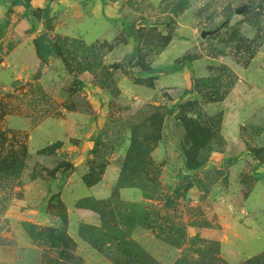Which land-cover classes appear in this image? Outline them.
I'll list each match as a JSON object with an SVG mask.
<instances>
[{"label":"rangeland","instance_id":"374dc122","mask_svg":"<svg viewBox=\"0 0 264 264\" xmlns=\"http://www.w3.org/2000/svg\"><path fill=\"white\" fill-rule=\"evenodd\" d=\"M44 32L55 54L40 62ZM172 64L183 69L151 72ZM30 134L44 147L30 150ZM0 163V264H30L24 234L43 264H82L36 211L60 216L57 192L104 175L142 189L148 231L176 261L229 264L203 232L264 221L248 204L264 199V0H0ZM82 205L102 216L103 256L127 260L109 240L126 231L116 195Z\"/></svg>","mask_w":264,"mask_h":264},{"label":"crops","instance_id":"0c3cea01","mask_svg":"<svg viewBox=\"0 0 264 264\" xmlns=\"http://www.w3.org/2000/svg\"><path fill=\"white\" fill-rule=\"evenodd\" d=\"M181 73L183 74V72ZM176 81H178V77ZM22 124L21 120L15 117L10 119V125L13 128L24 129ZM32 134H30L29 138L30 150L36 151V149L43 148L44 136H34ZM57 193H59V202L64 208V217H53L44 214L42 208L38 207L36 212L41 224L56 229L65 227L66 234L74 242L75 253L81 258L82 264H110L106 257L86 242L79 233V227L82 224L100 227L102 224L100 215L91 209L79 208L77 204L86 198L106 200L114 194L122 201L144 203L145 199L142 192L132 187L117 188L116 182L112 178H109V176L104 175L101 181L91 186H87L81 182L74 186L64 187L62 191ZM254 199V195L252 194L248 203L250 204L249 209L261 220V218H264V199L258 201L257 204L254 203L256 200ZM255 216L252 219L251 217L244 218V222L247 223L249 220H254ZM261 222L262 226L256 224L255 221L249 224H239L235 222L231 223L230 220H224L222 222V230L215 232L209 230L203 233L209 239L219 243L220 254L226 262L229 264H243L264 252V221ZM248 225H251V227L249 228ZM131 237L154 258H162L167 264H174L176 262L178 249L157 239L148 229L136 227L132 231ZM23 242L25 245H22L23 250L21 249V252L29 263L43 264L42 256H39L42 253V248L36 242H33L27 234H24Z\"/></svg>","mask_w":264,"mask_h":264},{"label":"trees","instance_id":"16d2710c","mask_svg":"<svg viewBox=\"0 0 264 264\" xmlns=\"http://www.w3.org/2000/svg\"><path fill=\"white\" fill-rule=\"evenodd\" d=\"M24 9L27 10L29 8L28 4H24L23 5ZM44 13V21H45V26L47 27L51 21V18L49 17V6H46V8L43 11ZM34 46H35V52H36V56L37 58L40 60V62H45L47 61L52 55L55 54V49L54 47L49 43L48 38H47V33L44 32L41 35L37 36L34 39ZM183 69V65H169L166 67H160V68H155L153 69L151 72L154 73H171V72H178L181 71ZM205 159H202L201 161H199L198 163L196 162L195 164H193L190 167V170L196 169L199 166H201L204 163ZM1 163H0V173L3 171L1 168ZM97 183V182H95ZM95 183H85L87 186H91ZM136 188L137 186H133V188ZM117 188H124V187H117ZM141 189V188H139ZM142 191V189H141ZM143 193V191H142ZM180 190L179 188L174 190V198L177 199L179 196ZM114 194L111 198L106 199V200H95L93 198H86L84 200H81L78 202L77 207L79 208H86V209H91L88 207L83 206L82 204L86 203V202H90V201H95L97 203H103V204H108L109 206H112V203L114 202V198H115ZM143 197L144 193H143ZM116 198L118 200V202H120L121 207V213H123V217H124V224L122 225L124 228H126V231L120 236L122 237L121 240L119 241V239L117 238H110L109 240H112V242L117 241V245H122L123 247H127L129 248V251L125 252V255L127 257V260H125L123 263L121 262H117V261H113V264H158L152 257L151 255L146 252L140 245H138L135 241H133L131 239V233L132 231L136 228V227H142L145 229L150 230L152 223H148V221L146 220V210L144 208V204L142 203H125L123 201L120 200V198L116 195ZM146 198V197H145ZM170 204H172L171 201H168L166 204V207L170 206ZM62 205V204H60ZM93 211H95L96 213H98L101 217L102 220V224L100 227H93V226H87V225H83L82 226V230L80 231V235L82 236V238L88 242L92 247H94L96 250H98L99 252L102 249V240L101 239H96V237L98 236H103V230H105V226L103 225V219L102 216L100 214V212H98L97 210L91 209ZM61 218L64 217V211L63 214L60 215ZM88 230V232L85 231ZM84 230V232H83ZM89 235V236H88ZM126 240L127 244H125L122 240ZM110 242V241H109ZM165 242V241H164ZM170 244V243H169ZM170 246L175 247L174 244H170ZM101 253V252H100ZM127 253V254H126ZM182 261H176L174 264H181Z\"/></svg>","mask_w":264,"mask_h":264}]
</instances>
